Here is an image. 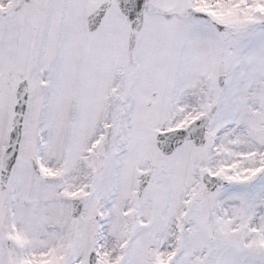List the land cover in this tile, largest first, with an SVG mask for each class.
<instances>
[{"label":"snow or ice","instance_id":"6c2138e0","mask_svg":"<svg viewBox=\"0 0 264 264\" xmlns=\"http://www.w3.org/2000/svg\"><path fill=\"white\" fill-rule=\"evenodd\" d=\"M0 264H264V0H0Z\"/></svg>","mask_w":264,"mask_h":264}]
</instances>
